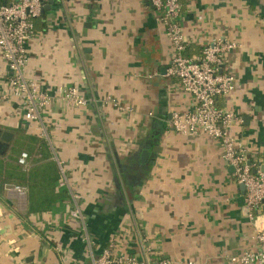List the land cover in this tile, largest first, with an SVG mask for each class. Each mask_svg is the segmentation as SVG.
I'll list each match as a JSON object with an SVG mask.
<instances>
[{"label":"crops","instance_id":"1","mask_svg":"<svg viewBox=\"0 0 264 264\" xmlns=\"http://www.w3.org/2000/svg\"><path fill=\"white\" fill-rule=\"evenodd\" d=\"M44 1L27 72L51 93L78 86L89 102L55 99L44 113L45 139L68 176L66 212L28 215L27 193L8 189L0 264H91L109 242L115 255L142 259L146 250L152 262L172 264H236L233 256L257 248L245 189L220 142L171 128L193 97L168 73L172 48L152 1ZM180 1L187 56L218 37L237 44L226 61L237 84L219 103L235 113L232 135L263 168L264 0ZM8 73L0 52V129L38 137L18 100L1 98ZM71 193L81 196L85 225L69 214ZM257 224L264 228V209Z\"/></svg>","mask_w":264,"mask_h":264},{"label":"built area","instance_id":"2","mask_svg":"<svg viewBox=\"0 0 264 264\" xmlns=\"http://www.w3.org/2000/svg\"><path fill=\"white\" fill-rule=\"evenodd\" d=\"M159 21L164 27L171 44L172 57L168 69L169 75L180 81L181 89L193 97L188 111H175L171 118V128L183 135L206 134L217 139L222 148V157L235 168L236 180L245 185V203L248 217L255 221L258 247L233 256L236 264H264V228L257 224V217L264 209V171L261 166L250 161L247 147L232 135V125L237 120L235 113L220 105L219 99L231 93L237 84L236 76L227 69L228 54L237 44L218 37L205 44L199 55L189 57L186 50L189 41L183 33L180 23L182 4L180 0H151ZM44 0H0V52L7 62L8 75L4 81L7 92L1 98H16L25 117L38 124L39 138L47 134L44 113L55 99H62L71 105L85 106L89 98L78 86L62 85L55 92L32 77L27 72L29 61L28 43L35 36V20L41 16ZM117 105L114 99H109ZM124 109V106H118ZM56 159V157H55ZM61 173V185L65 186L68 176L63 161L56 159ZM18 163L25 170L31 166L28 151H22ZM25 194V187H14ZM72 205L68 209L70 216L85 225V218L78 206L79 194L71 193ZM141 243L145 239L141 236ZM90 240V237H87ZM92 242V241H91ZM112 242L103 247L100 254L93 258L91 264H172L168 258L151 261L145 251V257L120 253L111 250ZM146 248V247H145ZM190 264H194L191 262Z\"/></svg>","mask_w":264,"mask_h":264},{"label":"trees","instance_id":"3","mask_svg":"<svg viewBox=\"0 0 264 264\" xmlns=\"http://www.w3.org/2000/svg\"><path fill=\"white\" fill-rule=\"evenodd\" d=\"M16 136L7 148L0 146V196L16 186L25 187L28 215L50 212L63 216L70 194L60 183L61 173L49 142L22 130H16ZM0 142L4 143L1 138ZM23 147L31 156L27 170L18 163Z\"/></svg>","mask_w":264,"mask_h":264},{"label":"water","instance_id":"4","mask_svg":"<svg viewBox=\"0 0 264 264\" xmlns=\"http://www.w3.org/2000/svg\"><path fill=\"white\" fill-rule=\"evenodd\" d=\"M53 4V0L49 3V6H51ZM44 11V10H43ZM0 138H1V141H3L4 143H1L0 142V146H4L5 148H7V145L9 144V143H11L12 141H13V139H14V133L13 132H11V131H8V130H6V131H2L1 129H0ZM148 154H149V152L148 151H146V153H144V158L146 157V156H148ZM249 158H250V156H249ZM252 160H251V158H250V161L249 162H251ZM263 171H264V165H263ZM242 187L245 189V185L244 184H242Z\"/></svg>","mask_w":264,"mask_h":264},{"label":"rangeland","instance_id":"5","mask_svg":"<svg viewBox=\"0 0 264 264\" xmlns=\"http://www.w3.org/2000/svg\"><path fill=\"white\" fill-rule=\"evenodd\" d=\"M22 151H28V149L26 147L22 148ZM29 152V151H28Z\"/></svg>","mask_w":264,"mask_h":264}]
</instances>
